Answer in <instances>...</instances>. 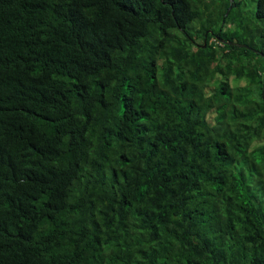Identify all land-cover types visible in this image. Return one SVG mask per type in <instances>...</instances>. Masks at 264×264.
I'll return each instance as SVG.
<instances>
[{"label": "trees", "instance_id": "trees-1", "mask_svg": "<svg viewBox=\"0 0 264 264\" xmlns=\"http://www.w3.org/2000/svg\"><path fill=\"white\" fill-rule=\"evenodd\" d=\"M244 2L0 0V264H264Z\"/></svg>", "mask_w": 264, "mask_h": 264}, {"label": "rangeland", "instance_id": "rangeland-1", "mask_svg": "<svg viewBox=\"0 0 264 264\" xmlns=\"http://www.w3.org/2000/svg\"><path fill=\"white\" fill-rule=\"evenodd\" d=\"M245 2H244V6H243V9L245 10V12H240L241 14H247V13H249V16H251L252 15V9L255 7V0H244ZM250 3H253V6H251L250 5V8L251 9H249V7H248V5L250 4ZM249 10V11H248ZM248 15V14H247Z\"/></svg>", "mask_w": 264, "mask_h": 264}, {"label": "water", "instance_id": "water-1", "mask_svg": "<svg viewBox=\"0 0 264 264\" xmlns=\"http://www.w3.org/2000/svg\"><path fill=\"white\" fill-rule=\"evenodd\" d=\"M230 43H232V42H230ZM239 45L240 46H246V47L248 46L247 44H244V43H239ZM263 81H264V79H263ZM263 96H264V85H263Z\"/></svg>", "mask_w": 264, "mask_h": 264}]
</instances>
